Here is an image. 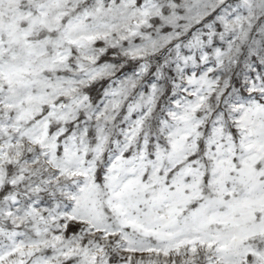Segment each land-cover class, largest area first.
Instances as JSON below:
<instances>
[{"label":"snow or ice","instance_id":"1","mask_svg":"<svg viewBox=\"0 0 264 264\" xmlns=\"http://www.w3.org/2000/svg\"><path fill=\"white\" fill-rule=\"evenodd\" d=\"M0 264H264V0H0Z\"/></svg>","mask_w":264,"mask_h":264}]
</instances>
